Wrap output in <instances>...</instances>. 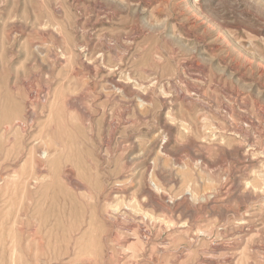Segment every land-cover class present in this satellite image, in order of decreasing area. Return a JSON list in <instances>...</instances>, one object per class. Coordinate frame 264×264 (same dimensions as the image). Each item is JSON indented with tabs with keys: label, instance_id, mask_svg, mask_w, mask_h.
Instances as JSON below:
<instances>
[{
	"label": "rangeland",
	"instance_id": "obj_1",
	"mask_svg": "<svg viewBox=\"0 0 264 264\" xmlns=\"http://www.w3.org/2000/svg\"><path fill=\"white\" fill-rule=\"evenodd\" d=\"M0 264H264V0H0Z\"/></svg>",
	"mask_w": 264,
	"mask_h": 264
}]
</instances>
